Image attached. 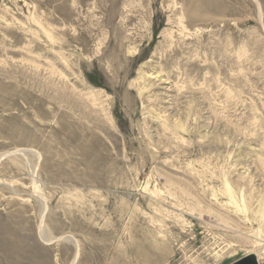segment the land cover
<instances>
[{"label":"rangeland","instance_id":"obj_1","mask_svg":"<svg viewBox=\"0 0 264 264\" xmlns=\"http://www.w3.org/2000/svg\"><path fill=\"white\" fill-rule=\"evenodd\" d=\"M0 157V264H264V0H0Z\"/></svg>","mask_w":264,"mask_h":264},{"label":"water","instance_id":"obj_2","mask_svg":"<svg viewBox=\"0 0 264 264\" xmlns=\"http://www.w3.org/2000/svg\"><path fill=\"white\" fill-rule=\"evenodd\" d=\"M229 264H258V260L254 254L250 253L232 261Z\"/></svg>","mask_w":264,"mask_h":264},{"label":"bare ground","instance_id":"obj_3","mask_svg":"<svg viewBox=\"0 0 264 264\" xmlns=\"http://www.w3.org/2000/svg\"><path fill=\"white\" fill-rule=\"evenodd\" d=\"M256 1H257V0H256ZM160 81H163V80L160 79ZM20 150H26V149H20ZM28 150H29V149H28ZM28 150H27V151H28ZM29 152H30V151H29ZM1 157H2V156H1ZM1 157H0V158H1Z\"/></svg>","mask_w":264,"mask_h":264}]
</instances>
